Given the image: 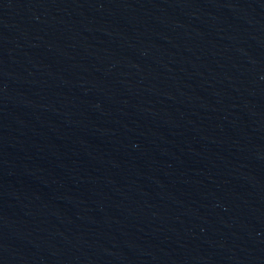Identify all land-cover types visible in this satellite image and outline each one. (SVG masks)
Here are the masks:
<instances>
[{"label": "water", "instance_id": "95a60500", "mask_svg": "<svg viewBox=\"0 0 264 264\" xmlns=\"http://www.w3.org/2000/svg\"><path fill=\"white\" fill-rule=\"evenodd\" d=\"M0 264H264V0H0Z\"/></svg>", "mask_w": 264, "mask_h": 264}]
</instances>
